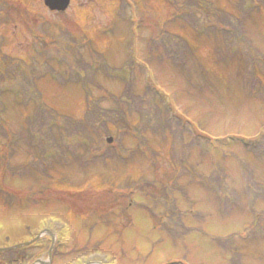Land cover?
Returning <instances> with one entry per match:
<instances>
[{
  "label": "rangeland",
  "instance_id": "obj_1",
  "mask_svg": "<svg viewBox=\"0 0 264 264\" xmlns=\"http://www.w3.org/2000/svg\"><path fill=\"white\" fill-rule=\"evenodd\" d=\"M11 1L17 9L13 11L15 24L0 25V32L8 39L5 53L20 56L26 52L31 36L25 7L29 12L33 8L51 24L66 25L77 40L86 35L89 45L113 67H121L135 46L139 51L136 63L144 70L136 74V89L142 92L148 81L154 95L151 105L158 112L153 118L151 113L147 115L143 141L125 138L124 162L110 159L108 165L93 166L92 178L85 185L80 160L65 167L58 161L47 170L44 180L51 194L59 197L56 194L70 190L67 198L81 196L82 213L75 211L77 205L66 206L56 199L25 210L0 202V249L30 241L47 220L51 225L44 228L57 231L59 239H67L62 250L66 255L58 247L56 252L62 254L55 256L52 264H264V99L245 98L248 90L236 76V65H216L211 40L193 42L194 54L219 83V91L213 93L198 92L189 83L188 78L192 82L195 78L197 63L189 60V55L188 74L167 61L145 65L142 59L147 56L148 37L157 34L155 27H163L174 13L165 0H135L136 7L126 9V19L118 0H71L64 13L49 12L43 0ZM231 2L216 3L230 9ZM132 16L155 23V27L137 30V42L129 20ZM252 17L249 36L264 51V13ZM79 54L84 60L88 56L86 49ZM96 82L105 92L91 87L95 96L106 92L119 95L123 89L115 78L101 75ZM226 83L232 89L225 91ZM41 89L47 105L59 115L55 126L48 123L46 130L50 127L56 134L60 126L66 127L65 118L74 121L81 117L84 87L79 83L60 86L47 81ZM11 99L7 98L11 107L7 118L13 128L21 130L23 115L31 108L17 109ZM133 119L137 120L136 114ZM27 159L24 151L16 158ZM68 174L73 178L66 182ZM142 175L144 193L133 190L126 198L128 193L118 186L124 179L138 181ZM8 185L16 193L26 194L24 187L29 184L12 180ZM106 204L111 206L110 226L87 213ZM55 214L58 222H54ZM231 236L235 237L233 243H224ZM40 247L27 250L34 254V261L19 258L17 264H38L37 260L47 264V250ZM85 247L88 253L76 257L75 253ZM0 254V264H11L14 257L8 251Z\"/></svg>",
  "mask_w": 264,
  "mask_h": 264
},
{
  "label": "trees",
  "instance_id": "obj_2",
  "mask_svg": "<svg viewBox=\"0 0 264 264\" xmlns=\"http://www.w3.org/2000/svg\"><path fill=\"white\" fill-rule=\"evenodd\" d=\"M217 1L165 0L174 13L165 21L163 27H155L153 21L130 17L136 42L139 39L137 30L146 26L155 27L157 30V34L148 37L147 56L142 60L145 65H160L167 61L173 63L179 72L186 74L189 73L186 63L189 60L195 61V78L193 82L188 78L189 83L201 93L218 92L219 83L210 77L209 71L194 54L193 42L201 44L203 39L211 40L215 53L213 62L221 66L235 64L236 76L244 89L248 90L244 91L247 96L245 98L261 101L264 99V51L255 45L249 36V24L253 22L254 14L264 13V0H226L231 2L230 9L221 7ZM118 4L122 14H125L128 6L137 5L135 0H118ZM13 6L10 0H0V25L15 24L13 11L17 9ZM24 9V14L30 16L27 20V31L31 36L24 55L12 56L5 53L3 46L8 44V39L0 34V202L9 208L18 205L25 210L30 205L44 204L56 199L66 206L77 205L75 211L82 213V205L79 202L84 198L81 196L67 198L65 195H68L70 190L64 189L62 190L65 192H61L63 195L56 194L59 197L51 194L52 191L44 180L45 175L49 174L47 170L53 169L58 161L65 167L71 161L80 160L86 177L82 185H85L92 178L89 174L93 166L108 165L111 160L124 162V137L143 141L147 115L151 113L153 118L158 112L156 106L151 105L153 90L147 85L148 81L142 92L136 89V74H141L144 70L136 63L139 51L135 46L133 54L121 67H113L108 64L102 53L96 52L93 46L89 45L87 37L80 35V40H77L66 25L61 26L57 22L51 24L35 14L31 15V12L26 10L28 8ZM125 16L126 14L123 19ZM35 17L38 19L36 22ZM82 49H86L90 55L86 60L79 54ZM187 55L189 60H186ZM120 73L123 74L119 75ZM101 75L122 82L121 93L115 95L106 92L102 96H95L91 87L102 90L96 82L97 77ZM47 81L60 86L79 83L84 87V112L81 117L74 118V121L65 118L66 127L60 126L56 134L52 133L50 127L47 130L45 127L48 123L55 126L59 117L57 111L47 105L41 93V86ZM230 89L231 84L226 83L225 91ZM8 97L12 98L11 103L17 109L31 108L30 112L23 115L24 126L21 130L13 128L7 118V112L11 111ZM219 99H223L221 94ZM134 114L137 115L136 121L133 119ZM113 134H116V145L107 146L105 139ZM21 151L27 155V160H16ZM64 178L67 182L73 177L68 174ZM12 180L27 181L29 185L24 187L26 194L16 193L9 188V181ZM143 183L144 180L133 182L127 179L121 183L120 188L130 194L134 189L144 193ZM128 197L130 196H126ZM109 208L110 204H106L87 213L96 216L97 221L99 219L107 222L111 214ZM58 221L59 217L56 215L54 222ZM47 224L51 225L50 221L43 220V226L38 228V231ZM59 237L58 234L53 258L60 256V252L66 255L62 250L67 239L64 236L61 239ZM50 242L49 237H44L32 246L9 252L14 257L11 264L19 263V258L22 262L34 261V254L27 253V250L38 244L40 248L48 250ZM224 243L232 244L233 238H228ZM83 253H88L87 247L75 255L78 257L77 255Z\"/></svg>",
  "mask_w": 264,
  "mask_h": 264
},
{
  "label": "water",
  "instance_id": "obj_3",
  "mask_svg": "<svg viewBox=\"0 0 264 264\" xmlns=\"http://www.w3.org/2000/svg\"><path fill=\"white\" fill-rule=\"evenodd\" d=\"M44 2H45V6H47L49 8V10L63 12L68 8L70 0H44ZM111 141H112V139L108 140L109 143H111ZM47 233L50 234L49 232H47ZM50 235H52V234H50ZM40 236H41V234L38 235L33 241L38 239ZM52 238H53V242H54L53 235H52ZM33 241H31V242H33ZM31 242L25 243L24 245H28ZM9 249H11V248H9ZM9 249H0V251L9 250ZM52 249H53V243H52V246L48 252V256H49L50 260H51Z\"/></svg>",
  "mask_w": 264,
  "mask_h": 264
}]
</instances>
